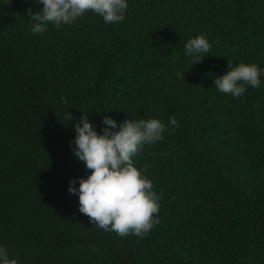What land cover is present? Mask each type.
Instances as JSON below:
<instances>
[{
	"label": "trees",
	"instance_id": "1",
	"mask_svg": "<svg viewBox=\"0 0 264 264\" xmlns=\"http://www.w3.org/2000/svg\"><path fill=\"white\" fill-rule=\"evenodd\" d=\"M40 7L0 4V245L19 264H264V77L239 98L213 85L228 61L264 67V0H128L119 24L87 12L34 35L25 9ZM198 34L210 54L188 68ZM66 111L97 131L104 115L175 117L133 158L160 197L146 235L78 211L67 184L90 170Z\"/></svg>",
	"mask_w": 264,
	"mask_h": 264
},
{
	"label": "clouds",
	"instance_id": "2",
	"mask_svg": "<svg viewBox=\"0 0 264 264\" xmlns=\"http://www.w3.org/2000/svg\"><path fill=\"white\" fill-rule=\"evenodd\" d=\"M10 3L11 0H0L3 5ZM32 3L42 6L36 11L25 9L28 30L34 35L46 33L50 25L57 31L74 26L87 12L99 16L105 24L116 25L124 21L128 9V0H32ZM210 48L204 34L189 38L183 46L188 68L210 54ZM184 70L176 71L175 76L184 79ZM261 77L264 67L256 63L228 61L226 71L215 76L213 85L218 92L239 98L247 87L258 88ZM64 119L66 123L72 121L73 158L90 170L85 176L70 178L67 184L68 193L78 198V211L105 232L120 237L146 235L157 222L160 197L133 158L145 145L162 140L168 125L175 128V117H169L167 124L158 118H125L118 123L112 116L104 115L100 131L87 115L77 119L66 111ZM0 264H19L4 245H0Z\"/></svg>",
	"mask_w": 264,
	"mask_h": 264
}]
</instances>
